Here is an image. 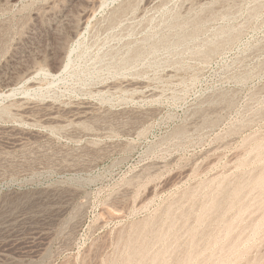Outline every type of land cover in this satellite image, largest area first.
Returning <instances> with one entry per match:
<instances>
[{"label":"rangeland","instance_id":"rangeland-1","mask_svg":"<svg viewBox=\"0 0 264 264\" xmlns=\"http://www.w3.org/2000/svg\"><path fill=\"white\" fill-rule=\"evenodd\" d=\"M0 264H264V0H0Z\"/></svg>","mask_w":264,"mask_h":264},{"label":"bare ground","instance_id":"bare-ground-1","mask_svg":"<svg viewBox=\"0 0 264 264\" xmlns=\"http://www.w3.org/2000/svg\"><path fill=\"white\" fill-rule=\"evenodd\" d=\"M57 114V113H56ZM59 114V113H58Z\"/></svg>","mask_w":264,"mask_h":264}]
</instances>
